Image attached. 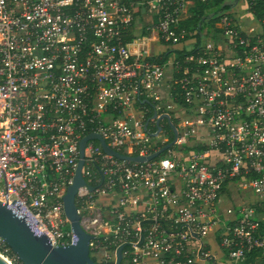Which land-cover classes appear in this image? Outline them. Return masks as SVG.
Wrapping results in <instances>:
<instances>
[{"label": "built area", "instance_id": "1", "mask_svg": "<svg viewBox=\"0 0 264 264\" xmlns=\"http://www.w3.org/2000/svg\"><path fill=\"white\" fill-rule=\"evenodd\" d=\"M191 1L0 0V202L52 245L76 241L63 196L96 133L126 156L83 148L98 264L125 242L120 264H264V30L202 33Z\"/></svg>", "mask_w": 264, "mask_h": 264}, {"label": "water", "instance_id": "2", "mask_svg": "<svg viewBox=\"0 0 264 264\" xmlns=\"http://www.w3.org/2000/svg\"><path fill=\"white\" fill-rule=\"evenodd\" d=\"M168 118L167 115H165ZM161 118H158V122ZM172 125V124H170ZM174 134L175 128L172 125ZM89 139H96L103 149L119 158H124L119 152L108 147L105 140L96 133L86 135L80 141V159L73 183L68 186L63 196V208L76 241L66 245H52L45 233L37 232L26 216L0 202V238L11 248L21 264H98L89 251V240L92 235L87 233L80 224V214L76 205V193L84 181L81 175L83 165V148ZM170 146V143L147 157H128L133 161L152 159ZM127 243L120 244L115 250L114 264H120L122 250ZM0 264H7L0 259Z\"/></svg>", "mask_w": 264, "mask_h": 264}, {"label": "trees", "instance_id": "3", "mask_svg": "<svg viewBox=\"0 0 264 264\" xmlns=\"http://www.w3.org/2000/svg\"><path fill=\"white\" fill-rule=\"evenodd\" d=\"M192 15L183 23L187 26L194 25L199 28L201 31L202 26L205 24H213L219 20L221 15L224 13L226 8L225 0H196L194 6L192 7ZM248 10L254 15L256 19L261 21L262 28L264 30V0H249ZM142 33H148L144 31ZM198 37V44L200 42V35ZM179 54L187 53L185 49L177 50ZM5 247L8 248V255L10 257H16L12 252L11 248L3 241L2 243ZM15 264H21L18 258H15Z\"/></svg>", "mask_w": 264, "mask_h": 264}, {"label": "rangeland", "instance_id": "4", "mask_svg": "<svg viewBox=\"0 0 264 264\" xmlns=\"http://www.w3.org/2000/svg\"><path fill=\"white\" fill-rule=\"evenodd\" d=\"M248 2L249 0H225V4H226V11H230L231 14L233 11H231V8H236L234 9V13L240 15L241 18H245V21L251 25V24H255V19L254 16L248 12ZM232 13V14H234ZM246 17H248V19H246ZM253 22V23H252ZM205 31V29H202V33ZM158 46H154V50H157ZM163 103H167V102H163Z\"/></svg>", "mask_w": 264, "mask_h": 264}, {"label": "crops", "instance_id": "5", "mask_svg": "<svg viewBox=\"0 0 264 264\" xmlns=\"http://www.w3.org/2000/svg\"><path fill=\"white\" fill-rule=\"evenodd\" d=\"M195 1L196 0H192L191 2H189V4H188V6H187V17H186V19L185 20H187L188 18H189V16H191L192 15V13H193V11H192V7L194 6V4H195ZM234 9H236V8H231V11H233L232 13H234ZM224 12H228V11H226V9L224 10ZM248 12H250L249 10H248ZM228 13H230V11L228 12ZM231 13V14H232ZM251 13V12H250ZM235 15H238V14H236V13H234ZM252 14V13H251ZM253 15V14H252ZM254 16V15H253ZM246 19H248V17H246ZM254 19H255V17H254ZM243 20V22H244V24H246V25H248V27H249V24L245 21V18H243L242 19ZM253 23V22H252ZM255 23H256V20H255ZM217 24V21L215 22V23H213V24H205V25H203L202 26V29H207V30H211V28H214L215 27V25ZM254 24V23H253ZM245 25V26H246ZM254 25H256V24H254ZM247 27V26H246ZM201 29V30H202ZM197 39H198V37H197ZM188 47H190V46H188Z\"/></svg>", "mask_w": 264, "mask_h": 264}, {"label": "bare ground", "instance_id": "6", "mask_svg": "<svg viewBox=\"0 0 264 264\" xmlns=\"http://www.w3.org/2000/svg\"><path fill=\"white\" fill-rule=\"evenodd\" d=\"M0 259H2L7 264H14L8 257L2 254V252H0Z\"/></svg>", "mask_w": 264, "mask_h": 264}]
</instances>
